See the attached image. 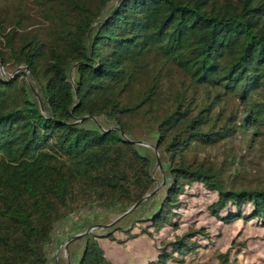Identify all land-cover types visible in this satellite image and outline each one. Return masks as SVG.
Listing matches in <instances>:
<instances>
[{"label":"trees","instance_id":"obj_1","mask_svg":"<svg viewBox=\"0 0 264 264\" xmlns=\"http://www.w3.org/2000/svg\"><path fill=\"white\" fill-rule=\"evenodd\" d=\"M33 1L0 0V264L157 180L69 264H264V0Z\"/></svg>","mask_w":264,"mask_h":264},{"label":"rangeland","instance_id":"obj_2","mask_svg":"<svg viewBox=\"0 0 264 264\" xmlns=\"http://www.w3.org/2000/svg\"><path fill=\"white\" fill-rule=\"evenodd\" d=\"M22 1H23V3L26 2V5L28 6V8L31 9V12L29 13V15L36 14L35 7L34 6L32 7V4H31V3L34 2L33 0H22ZM18 71H19L18 69H15L14 67L9 66L6 69V73L5 74L8 75V76H10V77H13V76L16 75V73ZM157 182H158V184H160L159 180H157ZM90 211L93 212V213H98L99 212V209L98 208H93L91 210L90 209H86V210L81 211V212H76V213L72 214L71 216H69L65 221L59 223L56 226L55 232H54V236H53L52 247H51V249L49 251V254H48L49 255V264H53V260H54V263L55 262L57 263V261L62 262L65 259L67 261V257L69 258V252L67 253L64 250V243H65V241L67 239H69L70 237L74 236V235H77V234H80V233L85 232L89 228H86L83 231H80L78 233L71 232L70 229L72 228V225L78 224V223H80L82 221V219H84L86 217H89ZM118 216L119 215H112V216H110L108 218V220L105 223H101L100 225H108V224L112 223L114 220H116ZM112 228H113V226L110 229H112ZM110 229H108V230H110ZM108 230L94 229V230H92L90 232V234H94L96 236H100V235L104 234V231H108ZM79 241H76V242L70 244L69 247H71V246L74 245V247L77 249V251L80 252L81 251V247H80L81 245L78 244ZM69 247H68V250H69ZM113 247H111V249L108 250L107 255L109 257H112V258H114L116 256L118 258V260L122 261V257L117 252L118 250L115 249V248H113Z\"/></svg>","mask_w":264,"mask_h":264},{"label":"water","instance_id":"obj_3","mask_svg":"<svg viewBox=\"0 0 264 264\" xmlns=\"http://www.w3.org/2000/svg\"><path fill=\"white\" fill-rule=\"evenodd\" d=\"M135 145L138 146H144V147H149L148 145H146L143 142H134ZM153 150H155V148H152ZM156 169H158L160 171V173H162L161 170V166H160V159L158 158V155H156ZM164 186V182L162 184H158L157 182V186L156 188L148 193L147 195H145L140 201H138L137 203H135L132 207H130L126 212H124L123 214H121L120 216L117 217L116 220H114L112 223L108 224V225H96V226H92L91 228L87 229L85 232L74 235L72 237H70L69 239H67L64 243V250L65 252L68 253V247L70 244L81 240L82 238H84L86 235L90 234V232L94 229H101V230H108L110 229L112 226H114L116 223H118L120 220H122L124 217L128 216L129 214H131L133 211H135L138 207H140L145 201H147L148 199H150L151 197H153L158 190ZM67 263L69 264V258L67 257Z\"/></svg>","mask_w":264,"mask_h":264}]
</instances>
